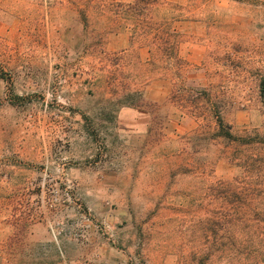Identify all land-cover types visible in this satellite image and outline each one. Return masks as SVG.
<instances>
[{
    "label": "rangeland",
    "instance_id": "374dc122",
    "mask_svg": "<svg viewBox=\"0 0 264 264\" xmlns=\"http://www.w3.org/2000/svg\"><path fill=\"white\" fill-rule=\"evenodd\" d=\"M137 1L0 0V264H264V0Z\"/></svg>",
    "mask_w": 264,
    "mask_h": 264
},
{
    "label": "trees",
    "instance_id": "16d2710c",
    "mask_svg": "<svg viewBox=\"0 0 264 264\" xmlns=\"http://www.w3.org/2000/svg\"><path fill=\"white\" fill-rule=\"evenodd\" d=\"M137 2H135L137 7L135 6L133 8L140 14V12L144 10V8H140V4L142 3L146 6L147 2H150V0H138ZM144 39V41H147V38ZM178 44L179 42L178 40H176V36H174L173 33L171 34L170 32H164L162 36L158 37L156 46L158 52H161V54H163L164 56L169 55L172 57V55H177L176 53H178Z\"/></svg>",
    "mask_w": 264,
    "mask_h": 264
}]
</instances>
